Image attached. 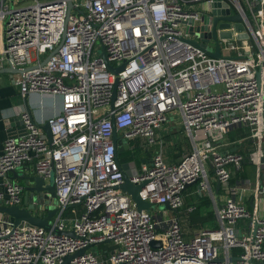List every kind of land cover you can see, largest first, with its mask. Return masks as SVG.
I'll use <instances>...</instances> for the list:
<instances>
[{
    "label": "built area",
    "instance_id": "obj_1",
    "mask_svg": "<svg viewBox=\"0 0 264 264\" xmlns=\"http://www.w3.org/2000/svg\"><path fill=\"white\" fill-rule=\"evenodd\" d=\"M216 1L229 2L233 12L246 17L251 34L241 40L234 25L226 29L233 31V38L220 39L222 57H213L186 39L198 36L197 27ZM73 2L69 11L68 0H0V20L6 26L0 70L29 67L19 79L24 96L33 92L62 96V111L47 120L52 142L44 136L45 122L27 109L20 112L25 133L0 139V178H5L0 205L23 206L24 185L10 175L35 163L36 174L54 179L59 208L49 229L25 221L15 225L12 217L0 213V264H264V211L257 205L252 210L236 198L251 190L258 204L264 183L254 188L250 178L232 183L246 157L223 147L230 130L249 126L257 144L249 159L257 163L260 175L264 7L255 8L264 0ZM207 24L205 31L211 33L213 23ZM190 26L194 34L187 32ZM108 62L124 67L116 73ZM175 112L181 115L193 150L180 162L169 163L159 148L131 180L144 183L140 192L144 200L168 203L171 209L183 206L188 184H197L201 195L211 194L219 226L198 229L191 238L185 237L169 209L139 210L120 188L125 176L114 131L123 144L141 138L142 147L149 150L161 144L158 130ZM211 169L225 200L215 198ZM38 205L33 213L44 216L36 212ZM76 205L84 210L74 208V215L65 216L67 208ZM254 216V236L252 231L239 234V222L251 220L254 227ZM103 242L113 246L106 259L98 249ZM82 248L83 254L65 262V256ZM236 248L241 249L238 255Z\"/></svg>",
    "mask_w": 264,
    "mask_h": 264
},
{
    "label": "water",
    "instance_id": "obj_2",
    "mask_svg": "<svg viewBox=\"0 0 264 264\" xmlns=\"http://www.w3.org/2000/svg\"><path fill=\"white\" fill-rule=\"evenodd\" d=\"M69 3V11L72 9L74 2L73 0H68ZM224 7L223 9L221 7ZM261 5H258L257 8H255V11L259 10ZM222 14V15H221ZM245 18L240 12H233L231 5L227 1H216L212 4V11L210 15H205L203 17V24L199 25L197 27V30L199 31L198 36L193 38H186L188 41H190L192 44L203 48L209 55L213 57H222V51H221V43L220 39H231L233 38V31L226 30L230 29L232 25H234L235 30L237 32V38L238 39H249L251 37L250 32L246 30L245 26ZM212 21L213 27L212 32L208 33L205 30L208 29V22ZM190 22H193L191 20ZM219 27L224 29L221 32H218L217 25L218 23ZM187 32L190 34L195 33V29L193 26H190L187 28ZM65 39V34L63 35V39L59 45V47L63 44ZM59 47L52 52L46 60L42 62L44 65L47 60L50 58L52 54L58 51ZM263 52H264V45H263ZM105 57L106 54L104 53ZM108 67L118 73L120 69L124 67L122 65L121 67H113L110 62H108ZM4 69V70H3ZM2 72L9 71V72H22L23 74L29 69V67H15V66H9L3 68ZM6 69V70H5ZM116 97V90L114 91V98ZM20 123L23 126V134L25 133V126L23 123V120L21 119V116L18 118H13L9 120V123ZM42 127L44 129V136L49 139L50 142L53 141V134L51 131V125L47 121L42 124ZM114 140L117 146L116 152H117V159L120 163L121 168L124 171L125 181L120 185V188L127 192L129 195H131L133 201L136 203L137 208L139 210L143 209H149L153 206V204L149 201L144 200L141 197V189L144 186V183L136 184L131 180V177L136 175L138 173V163L135 159L130 161H122L119 157V152L124 151L125 149L130 148V144L127 142L123 144V140L119 137V134L117 130L114 131ZM264 152V149H263ZM145 162V161H144ZM262 168L264 169V156L262 158ZM14 177L19 176V174L15 171ZM25 182L23 183L25 188V196H24V204L23 206L19 205H12V206H5L0 205V213L6 214L14 219V224L19 225L22 221L28 222L32 225H36L39 227H43L45 229H49L51 227V221L52 218L56 215L59 208L57 207L55 200H56V184L54 182V179L47 180L43 176L38 174H31L27 176L25 179ZM190 184H188L189 186ZM221 188V183L218 181L217 187H216V194L217 198L219 199V191ZM53 201V202H52ZM35 203L43 204L44 209L47 210L46 215L39 216L35 215L33 213V209L35 207ZM167 208H171L168 203L165 204ZM254 221V227L252 229L251 234L254 236L257 222L255 220V216L253 217ZM66 233L70 235H75L73 231H66ZM109 241V240H108ZM153 245L158 246L160 243L158 241H153ZM86 248H82L79 251H77L75 254L67 255L65 256V262L70 263L71 259L74 256L81 255L85 252Z\"/></svg>",
    "mask_w": 264,
    "mask_h": 264
},
{
    "label": "crops",
    "instance_id": "obj_3",
    "mask_svg": "<svg viewBox=\"0 0 264 264\" xmlns=\"http://www.w3.org/2000/svg\"><path fill=\"white\" fill-rule=\"evenodd\" d=\"M5 30V21L0 20V48L2 45H4L6 41ZM22 76L23 73L19 71H0V139L2 140H5L10 137H19L23 135L22 124L16 122L9 123V120L13 118H18L22 110L27 109L31 111L33 116L40 122H46L50 117L62 111L61 95L33 92L24 96L21 93L19 84V79ZM246 128L251 129L249 126H246ZM228 133L225 135L226 141H223L225 142V145H223L225 149L237 150L239 147L244 146L243 140L237 141V144L235 142L230 141ZM158 139L161 144L150 146L149 152H146L145 155L140 158L141 161L138 163V168L142 165V163H144V161L150 162L152 154H154V152H156L159 148L164 149L165 158L169 163H178L182 160L183 156L189 151H192L194 147L193 141L188 135L182 122L181 115L178 112H175L173 115L170 116L168 121L162 124L161 128L158 130ZM256 148L257 144L253 152L256 151ZM0 152H2V148H0ZM252 153L250 155H252ZM249 161L251 162V164L254 165L250 167L251 177H248L253 181L254 184L252 187L254 188L255 184L258 185V183H260L261 181L264 183V169H262V172L259 175L257 163L251 159H249ZM16 172L19 174V176L14 177L13 172L10 177L13 180H16L19 183L23 184L25 182L24 179L27 176L31 174H36L35 163H27L22 168H19ZM210 175L216 200H225V196L222 195L223 191L221 190V188L218 194L219 199L217 198L216 187L218 180L214 175L213 169H211ZM258 180L259 182H257ZM4 182L5 178L1 177L0 186H3ZM191 185L193 184H190L188 187H190ZM195 192L201 195L198 192V186L196 187ZM251 192V190H243L242 194H237V201L242 204H246L248 207L250 206L249 208H251L252 210H254V207H256L257 205V208L260 212L264 211V194L262 196H259L258 204H256L257 197L251 196ZM208 195L212 198L213 206L215 209L214 198L211 194ZM167 209H169V211L172 210L171 208ZM252 229L253 226L251 220H243V222H239V234L249 233L252 231Z\"/></svg>",
    "mask_w": 264,
    "mask_h": 264
},
{
    "label": "trees",
    "instance_id": "obj_4",
    "mask_svg": "<svg viewBox=\"0 0 264 264\" xmlns=\"http://www.w3.org/2000/svg\"><path fill=\"white\" fill-rule=\"evenodd\" d=\"M251 41H253V44H255L254 40ZM228 136L230 141L235 142L236 144L237 141L243 140L244 146L239 147L235 151L242 153L246 157V160L243 162L242 167L236 171L231 180L232 183H235L237 180H242L251 177L250 167L254 165L251 164V162L249 161V156L255 150L256 141L255 138L252 136L251 129L246 128V126H239L233 128L229 131ZM133 144H135L134 150L136 152L144 151V154L146 152H149V150H146L142 147L143 140L141 138H137L131 141V147ZM130 150L131 149L119 152L120 158L122 153L127 155L126 152H129ZM140 158L141 157L139 156L132 155L127 156L125 158H121V160L129 161L135 159L137 163H139L141 161ZM196 187V184H193L188 187L184 191L185 201L183 206L178 209L171 210V212L178 217L186 238H191L198 229L205 227L217 228L219 226L212 198L208 194H197L195 192ZM74 208H76L79 213L84 210L83 206L81 205L70 206L65 211V216H68L69 214L74 215L72 212ZM98 249H100L102 252V258L106 259L109 256L110 250L113 249V246L110 242H103L99 244ZM240 252V248L235 249V254L238 255L240 254Z\"/></svg>",
    "mask_w": 264,
    "mask_h": 264
},
{
    "label": "rangeland",
    "instance_id": "obj_5",
    "mask_svg": "<svg viewBox=\"0 0 264 264\" xmlns=\"http://www.w3.org/2000/svg\"><path fill=\"white\" fill-rule=\"evenodd\" d=\"M244 3H245V1H244ZM246 4V3H245ZM251 41V40H250ZM251 43L253 44V41H251ZM253 46H254V48H256L257 50H259V47H258V45L255 43V44H253ZM134 148H135V144H133L132 145V147L130 148L131 150L129 151V152H126L127 153V155L126 154H121V158H125V157H127V156H132V155H135V156H139V157H142L143 155H145L142 151H138V152H136L135 150H134ZM55 203H56V200H55ZM38 209L36 210V212L37 213H41V214H46L47 212L46 211H43V210H41V205L39 204L38 206ZM165 209H167L166 208V206H165V204H155V205H153L151 208H150V211L152 212V213H157L158 211H160V210H165ZM72 215H68L67 217H71Z\"/></svg>",
    "mask_w": 264,
    "mask_h": 264
}]
</instances>
